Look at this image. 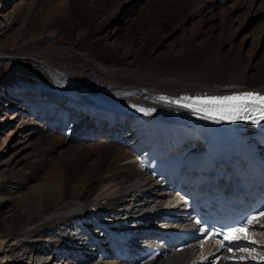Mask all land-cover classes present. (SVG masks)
<instances>
[{
  "label": "bare ground",
  "instance_id": "1",
  "mask_svg": "<svg viewBox=\"0 0 264 264\" xmlns=\"http://www.w3.org/2000/svg\"><path fill=\"white\" fill-rule=\"evenodd\" d=\"M135 2L30 0L0 23V63L12 65L9 76L0 74V108L7 117L0 125V215L6 211L0 216V263L134 264L107 251L105 258L90 255L98 257L91 262L78 252L96 247L92 232L107 238L99 241L103 245L116 231L132 239L171 208L137 160L150 143L174 135V127L189 154L201 150L210 130L203 110H183L168 101L264 94V56L254 60L264 21L242 40L252 39V50H243L236 39L245 20L264 13V0ZM64 30L76 35L60 41ZM175 68L182 75L173 76ZM11 74L21 81L12 82ZM57 123L62 128L53 133ZM29 125L32 146L23 148L22 132ZM237 129L257 148L252 124ZM190 139L198 146H190ZM191 252L148 264H193ZM251 253L259 258L264 249Z\"/></svg>",
  "mask_w": 264,
  "mask_h": 264
},
{
  "label": "rangeland",
  "instance_id": "2",
  "mask_svg": "<svg viewBox=\"0 0 264 264\" xmlns=\"http://www.w3.org/2000/svg\"><path fill=\"white\" fill-rule=\"evenodd\" d=\"M29 2L30 0H0V23H4V22H6V21H8V20H10V19H12V17H13V15H14V12H15V7L17 6V5H19L20 3H22V2ZM143 2H144V0H136V2L134 3V5H141V4H143ZM47 3H45L42 7H41V9H40V11L43 13V12H45L47 9H48V4H50V2L46 5ZM46 5V6H45ZM4 8V9H3ZM3 9V10H2ZM133 10L135 11V12H137L134 8H133ZM129 14L132 16V17H134L133 16V13H131V11H129ZM134 15H136V13H134ZM1 16H2V18H1ZM4 16V17H3ZM9 18V19H8ZM4 21V22H3ZM38 21H39V19H38ZM262 21H264V13L263 14H259V15H257V16H253V17H251V18H249V19H247V20H245V23H244V25H242V28H241V30H240V32H239V35L237 36V44H238V46H242V49L243 50H245V51H247V50H252V47H251V43H252V39H249V40H246L244 43L242 42V40H243V38H244V36L245 35H247L248 33H251V31L252 30H254L256 27H257V25H259L260 23H262ZM33 24H34V26L36 27V28H38V29H41L42 30V27H41V24L40 23H34L33 22ZM3 25V24H2ZM37 25V26H36ZM39 26H40V28H39ZM49 26H52L51 24H49ZM132 29H134V27L132 28ZM131 29V30H132ZM142 30V29H141ZM141 30H140V33H138V31H136V34H134L133 33V31H132V35L134 36V37H139V34L141 35ZM144 32V30L142 31V33ZM61 34V35H60ZM59 35V37H60V41H70V40H72L73 39V37L76 35V31L74 30V32L72 31V32H70V33H68L66 30H64V31H62L61 33H60ZM75 34V35H74ZM254 34H256V33H254ZM133 37V38H134ZM112 39H114V38H112ZM116 40H117V38H116ZM120 40L118 39V41H116V42H119ZM240 44V45H239ZM249 47H251V48H249ZM255 56H257L254 60H256V61H259L260 59L261 60H263V56H264V33H263V36H262V39H261V42H260V48H259V50H258V52L256 53V55ZM254 56V57H255ZM11 64H9V63H7V64H3V63H0V74H2L3 76H5V75H7L6 74V71L7 70H10V68H11ZM182 75V71L181 70H178V69H174V70H172V75L173 76H175V77H179V75ZM7 76H9V74L7 75ZM7 76H5V77H7ZM21 76L20 75H13V74H11L10 75V80L12 81V82H20L21 80ZM222 85V84H221ZM18 95L15 93V94H9L8 95V99H4V100H2L1 101V105H4V107L6 106L4 103H6V101L7 102H9L10 100H12V98H15V97H17ZM5 101V102H4ZM18 106V105H17ZM16 106V107H17ZM2 109L3 108H0V125L2 124V125H5L6 124V118L7 117H5V115H4V112L2 111ZM17 110H19V109H17ZM84 115H81L80 117H83ZM43 121H44V119H42ZM42 121V122H43ZM81 120L79 119L78 121H76L75 122V127H78V125H80L81 124ZM57 125V126H56ZM56 125H53L52 127H51V131H53V133L54 132H57L56 131V129L59 127V129L58 130H60L62 127L61 126H59V124L57 123ZM82 126H84V125H82ZM13 129V127H10L8 130H7V132L8 133H11L10 131ZM33 130V126L32 125H29L27 128H25V130L22 132V142H21V147H23V148H31V142L33 141L32 140V135H31V131ZM81 130V129H80ZM66 132H68V131H70V129L69 128H67L66 130H65ZM57 133H59V132H57ZM79 134V133H78ZM120 135H121V137H123L124 135H126V133H120ZM193 138V137H192ZM194 138H195V136H194ZM91 143H95V141H91ZM192 143V144H191ZM188 144L190 145V146H195V147H197L198 145V140H195V139H190L189 141H188ZM30 150V149H29ZM44 170H46V169H44ZM154 193H156V191L154 192ZM152 198H154V199H156L154 196H152ZM158 200V199H157ZM161 200H162V198H161ZM3 213H6V211H3ZM2 213V215H0L1 217H3V214ZM91 232V231H90ZM92 233H94V235H95V232H92ZM94 235H93V237H94ZM96 237V236H95ZM1 249L3 250L4 249V247H1ZM79 254H82V256L85 258V255H91L88 251L86 252V251H84V252H81V253H79ZM88 259L89 258H91V256L90 257H87ZM98 258L97 256L96 257H93V258H91L90 259V261L91 262H94V261H98V259L96 260V259ZM68 260V259H67ZM0 261H1V257H0ZM75 261L73 260V263H74ZM71 262H69V260H68V262H66L65 264H70ZM89 263V262H88ZM94 263H96L97 264V262H94ZM0 264H2V263H0ZM57 264H62L61 262H60V260H58L57 261Z\"/></svg>",
  "mask_w": 264,
  "mask_h": 264
},
{
  "label": "snow or ice",
  "instance_id": "3",
  "mask_svg": "<svg viewBox=\"0 0 264 264\" xmlns=\"http://www.w3.org/2000/svg\"><path fill=\"white\" fill-rule=\"evenodd\" d=\"M161 99H165L161 97ZM190 101V102H183ZM182 100L171 101L168 103H176L180 107L183 108H191L193 111H201L199 107H195V105H212L216 106L214 111H216L220 115V119L227 118L228 120H242L245 119L246 116L241 113H249V112H259V119L264 120V95L255 94V93H243L241 95H231V96H223V97H185ZM249 105H258L259 107H248ZM141 111H144L141 109ZM253 123H258L259 120L253 118ZM259 216H264V211L258 213V215H253L249 217L246 221L247 224H252L253 221H256ZM241 232H245L246 229L241 227L239 229ZM224 239L230 240V236H225ZM246 250V249H241ZM211 264V262H210Z\"/></svg>",
  "mask_w": 264,
  "mask_h": 264
}]
</instances>
